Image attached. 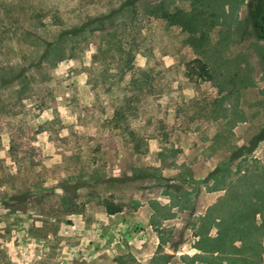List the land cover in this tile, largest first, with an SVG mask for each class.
Returning a JSON list of instances; mask_svg holds the SVG:
<instances>
[{
    "label": "rangeland",
    "instance_id": "374dc122",
    "mask_svg": "<svg viewBox=\"0 0 264 264\" xmlns=\"http://www.w3.org/2000/svg\"><path fill=\"white\" fill-rule=\"evenodd\" d=\"M236 211L264 264V0H0V264H229Z\"/></svg>",
    "mask_w": 264,
    "mask_h": 264
},
{
    "label": "trees",
    "instance_id": "16d2710c",
    "mask_svg": "<svg viewBox=\"0 0 264 264\" xmlns=\"http://www.w3.org/2000/svg\"><path fill=\"white\" fill-rule=\"evenodd\" d=\"M82 28H83V26L80 27L77 30H81ZM77 30L74 29L73 33L78 34L77 32H80V31H77ZM64 34H66V33L64 32L60 36L62 37V36H64ZM61 37H59V38H61ZM50 47H52V46L50 45ZM195 62L198 63V64H201L200 71L202 72V74L203 73H207L205 65L203 63H201L200 60H195ZM140 72L144 73V72H146V70H140ZM6 80L7 79L4 78V80H2V81H4L6 83ZM125 120H126V115L125 114L120 113V114L117 115V121H125ZM222 172L223 171H216L214 173V176H219V174H221ZM255 193H257V191ZM258 193H259V191H258ZM251 200H252V206L253 205L255 206V209H254L255 211H253L252 214H249V215L247 214L246 216L247 217L248 216L251 217V223H252V222H254V219H255L256 215L260 213V211H259L260 209H257V207L259 208V206H260L259 202H261V199L259 198L258 195H254ZM240 205H241V203L236 202V206L237 207H240ZM120 211H121L120 208H114L110 204L107 206V213L109 215L117 214ZM243 214H244L243 211H241V212L240 211H236L237 219L234 222L232 228H229V227L227 228V223H226L227 221H226L225 218H223L224 214H221V217H218L217 219H215V222H216L215 227L218 230V235H217L216 238H213L212 240L215 243H218L219 246L215 247L212 250V253H214V254L215 253H219V254H223L224 253L222 243H223V241H225L228 238L229 234H231L233 231H234V235H235L234 238H233V242L231 243L233 247L235 246L234 245L235 241H243L244 240V239H242V236L240 235V230L238 228V225L243 220L242 219ZM257 229L260 230V231H263L264 230V226L262 225V226L258 227ZM241 233L244 234V230L243 229L241 230ZM248 236H250L249 233H248ZM200 240L203 241V239H200ZM234 248H235V251L237 250L238 253H236V252L229 253V256L227 257V260H228L229 264H248V263H250V261H248L245 258H243L242 254L240 253V252L247 251V247H246L245 244L240 246V247H238V248H236V247H234ZM198 249L201 252H204L205 254L211 252V251L206 250L205 248H201V247H199Z\"/></svg>",
    "mask_w": 264,
    "mask_h": 264
},
{
    "label": "crops",
    "instance_id": "0c3cea01",
    "mask_svg": "<svg viewBox=\"0 0 264 264\" xmlns=\"http://www.w3.org/2000/svg\"><path fill=\"white\" fill-rule=\"evenodd\" d=\"M115 215V214H114Z\"/></svg>",
    "mask_w": 264,
    "mask_h": 264
}]
</instances>
